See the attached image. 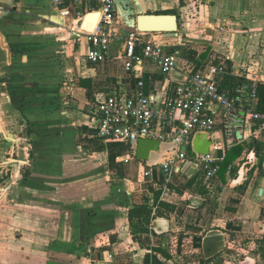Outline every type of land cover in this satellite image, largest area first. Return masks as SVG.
<instances>
[{
  "label": "crops",
  "instance_id": "crops-1",
  "mask_svg": "<svg viewBox=\"0 0 264 264\" xmlns=\"http://www.w3.org/2000/svg\"><path fill=\"white\" fill-rule=\"evenodd\" d=\"M115 2L110 56L93 64L88 41L78 35L95 28L98 21L91 30L88 17L100 15L97 9L83 0H0V151L12 145L5 132L21 140L14 130L22 118L32 140L25 175L18 165L0 181V264H264V161L255 151L262 145L264 158V133L223 142L221 163L226 151L244 149L225 175L219 169L221 186L208 188L188 163L171 180L184 185L172 188L164 184L161 149L147 163L121 155L97 136L92 112L97 92L134 91L137 80L124 69L125 38L138 29V15L165 13L178 15V30L147 32L145 39L178 49L196 69L223 65L235 84L258 80V108L264 0ZM164 79L157 66H146V92L160 90ZM150 168L153 180L144 178ZM141 204L156 214L150 223L135 217L143 231L130 220Z\"/></svg>",
  "mask_w": 264,
  "mask_h": 264
},
{
  "label": "built area",
  "instance_id": "built-area-1",
  "mask_svg": "<svg viewBox=\"0 0 264 264\" xmlns=\"http://www.w3.org/2000/svg\"><path fill=\"white\" fill-rule=\"evenodd\" d=\"M83 1L97 9L100 18L92 31H79L78 40L84 37L88 41L87 59L99 64L110 56L116 2ZM84 15L80 13V17ZM146 35L137 29L125 38L124 69L137 80L134 91L113 88L94 96L97 136L108 144L125 143L130 156H135L139 139H159L163 152L159 166L165 182L193 163L208 188L221 186L223 142L233 146L264 133V111L256 108L259 81L240 79L233 89L224 90L223 65L209 61L196 69L192 61L182 60L178 49L146 40ZM149 64L157 66L165 77L161 89L151 93L146 92L144 80ZM200 133L208 134L212 141L207 153L193 150L194 137ZM153 177L150 168L144 178Z\"/></svg>",
  "mask_w": 264,
  "mask_h": 264
},
{
  "label": "rangeland",
  "instance_id": "rangeland-1",
  "mask_svg": "<svg viewBox=\"0 0 264 264\" xmlns=\"http://www.w3.org/2000/svg\"><path fill=\"white\" fill-rule=\"evenodd\" d=\"M21 125L22 127H18L19 129H21L20 131H18V129L16 128L14 130L18 137H22L21 140L17 141L16 143L13 142V136H12L13 131L10 130V131L5 132V138L8 140L10 139L12 145H7L5 142V146L2 149L4 150V152L2 153L4 157L0 159V181H3L7 179L8 177H12L13 176L12 174L15 173L14 171L17 170L18 165L19 167L21 166L20 169H21V172L23 173L22 175H25L24 171L28 169V165H29L28 162H30V158L32 157V145H31L32 140H29L30 139V133H29L30 129L29 127H27V123L25 120H23V118L21 120L20 126ZM115 144H116V147L119 153H121V155L125 153L130 155V152H128L129 147L125 143H115ZM2 150L0 151V153L2 152ZM8 157L12 159L16 158L17 160L24 161V162L12 161V159L7 160ZM1 161H4V162H1ZM144 162L147 163L148 161L144 160ZM117 165H118V168L119 167L124 168L126 164L123 163V164H117ZM130 166H131V174H132L131 178L133 179L135 177L134 165H129V169H130ZM187 183H190V182H187ZM147 184L152 185L154 188V184L152 183H147ZM164 184L170 185V187L172 188L177 187V185L178 186L184 185L181 179H176L175 181L173 182L171 181L169 183L164 181Z\"/></svg>",
  "mask_w": 264,
  "mask_h": 264
},
{
  "label": "water",
  "instance_id": "water-1",
  "mask_svg": "<svg viewBox=\"0 0 264 264\" xmlns=\"http://www.w3.org/2000/svg\"><path fill=\"white\" fill-rule=\"evenodd\" d=\"M138 30L144 32H176L179 28L177 14H140L137 17ZM212 141L208 134L200 133L195 136L194 150L207 153ZM160 150V140L154 138H141L136 148V156L142 160H149L154 151Z\"/></svg>",
  "mask_w": 264,
  "mask_h": 264
},
{
  "label": "trees",
  "instance_id": "trees-1",
  "mask_svg": "<svg viewBox=\"0 0 264 264\" xmlns=\"http://www.w3.org/2000/svg\"><path fill=\"white\" fill-rule=\"evenodd\" d=\"M165 14H174V13H165ZM207 52H208V50L205 52V54ZM205 54L203 56H205ZM198 64H202V63L199 62ZM234 80H235L234 76L226 75L225 76V81H224V87H228L230 89H233L232 87L234 85H236L234 83L235 82ZM259 97H260V100H259V105H258L257 110L264 111V85H262V86L260 85L259 86ZM255 148H256V150H255L256 151V155L260 157V163L262 164L263 161H264V158L261 155V151L260 150H263V146L258 144V145H255ZM243 149H244L243 146H239L238 145V146H235L232 149L226 151L225 159L221 163L220 175L221 174L225 175V172L227 171L228 166L234 161V159L237 156H239L241 154ZM194 181H195V178H194ZM159 195H160V193H159ZM159 195L156 197V199L159 198ZM152 212H153L152 207L147 205V204L146 205L145 204L135 205L130 210V220L132 221V223H134L135 222V220H134L135 217H139L144 222L150 223L152 221V219L156 216V214L152 215ZM141 224L142 225L134 223V224H132V226H134V230H135V226H136V227H139L137 229L141 228V231H143L146 228L144 227V223L143 222ZM154 260H157V259H154Z\"/></svg>",
  "mask_w": 264,
  "mask_h": 264
},
{
  "label": "bare ground",
  "instance_id": "bare-ground-1",
  "mask_svg": "<svg viewBox=\"0 0 264 264\" xmlns=\"http://www.w3.org/2000/svg\"><path fill=\"white\" fill-rule=\"evenodd\" d=\"M99 14H94V15H90L89 17H88V21H90V23H91V25H92V27L90 28L91 30L94 28V26H95V24H96V22L99 20L98 18H99Z\"/></svg>",
  "mask_w": 264,
  "mask_h": 264
}]
</instances>
